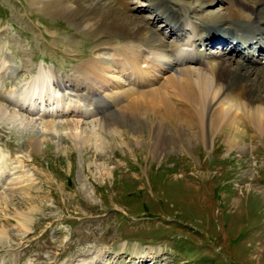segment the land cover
Returning <instances> with one entry per match:
<instances>
[{
    "label": "rangeland",
    "instance_id": "374dc122",
    "mask_svg": "<svg viewBox=\"0 0 264 264\" xmlns=\"http://www.w3.org/2000/svg\"><path fill=\"white\" fill-rule=\"evenodd\" d=\"M123 1L144 24L162 0ZM93 39L30 0H0V102L24 124L0 125V264H264V135L244 122L235 142L227 127L155 137L143 107L121 111L135 88L67 87L90 54L112 61ZM38 70L45 106L27 96ZM33 76L30 108L12 113L5 93Z\"/></svg>",
    "mask_w": 264,
    "mask_h": 264
},
{
    "label": "bare ground",
    "instance_id": "6f19581e",
    "mask_svg": "<svg viewBox=\"0 0 264 264\" xmlns=\"http://www.w3.org/2000/svg\"><path fill=\"white\" fill-rule=\"evenodd\" d=\"M209 1H149L151 15L141 24L123 0H30L40 11L76 20L80 34L94 38L93 47L112 51V61L90 54L77 64L72 77L66 79L68 88H135L136 92L123 91L132 92L133 98L121 111L136 116L143 107L157 138H166V124L178 135L186 126L196 127L202 135L227 127L229 140L235 142L243 135L241 126L248 122L264 135V0ZM206 4L212 8L207 9ZM156 23L157 28L150 27ZM166 27L169 33L159 38L158 30ZM120 37L125 42L115 44ZM237 38L241 42L253 39L257 55L263 57L239 52L240 46L232 44ZM218 40H224V46H218ZM208 45L219 48L215 53L206 52ZM37 73L38 85L27 96H39L37 102L42 104L49 98L46 86L36 92L46 83V73ZM26 82L23 85L28 88ZM23 85L21 102H29L23 98ZM12 90H7L8 97L18 101L19 95ZM12 105L15 113L17 106ZM5 110L0 102V125L7 121L24 125L16 115L7 117ZM54 127H50L52 133ZM27 221L24 216L25 229Z\"/></svg>",
    "mask_w": 264,
    "mask_h": 264
}]
</instances>
